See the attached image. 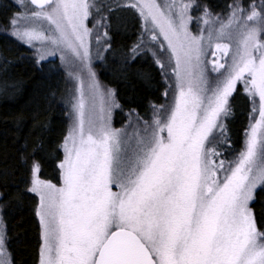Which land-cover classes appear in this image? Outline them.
I'll return each instance as SVG.
<instances>
[{
    "label": "snow or ice",
    "instance_id": "6c2138e0",
    "mask_svg": "<svg viewBox=\"0 0 264 264\" xmlns=\"http://www.w3.org/2000/svg\"><path fill=\"white\" fill-rule=\"evenodd\" d=\"M13 7L0 9V30L37 64L59 57L73 84L65 89L71 126L59 145L60 186L41 178L39 142L22 157L25 192L39 198V264H264V205L256 207L264 194V0H232L223 18L202 0ZM193 11L202 13L196 34ZM127 13L140 31L121 55L127 62L151 52L172 98L150 105L148 119L129 108L115 128L112 111L123 109L92 71V46L98 58L112 49ZM238 85L254 105L253 122L243 150L221 159ZM6 241L0 232V264H11Z\"/></svg>",
    "mask_w": 264,
    "mask_h": 264
},
{
    "label": "trees",
    "instance_id": "16d2710c",
    "mask_svg": "<svg viewBox=\"0 0 264 264\" xmlns=\"http://www.w3.org/2000/svg\"><path fill=\"white\" fill-rule=\"evenodd\" d=\"M200 2V0H197ZM214 14H226L232 0H202ZM260 3V0H243ZM0 9L15 11L12 0H0ZM5 12L0 11V24ZM140 31L136 17L124 14L122 26L113 36V48L98 64L99 78L114 90L122 106L116 112V125L126 118L129 108L142 117L151 116L150 105H160L166 90L165 79L150 52H142L134 61H125L121 52L136 40ZM112 35V33H111ZM70 88L57 61L36 63L31 49L0 30V199L7 247L13 264H39L41 245L38 198L26 193L27 166L22 157L36 146L35 158L42 164L41 178L59 181L58 164L63 158L59 147L69 128L65 89ZM253 104L241 86L232 101V115L226 121L228 146H221V159H232L243 149ZM264 205V194L257 209Z\"/></svg>",
    "mask_w": 264,
    "mask_h": 264
},
{
    "label": "rangeland",
    "instance_id": "374dc122",
    "mask_svg": "<svg viewBox=\"0 0 264 264\" xmlns=\"http://www.w3.org/2000/svg\"><path fill=\"white\" fill-rule=\"evenodd\" d=\"M12 2L14 3V0H12ZM157 2H159V3H163V4H167V3H169L170 2V0H157ZM257 4V6L259 7V3H256ZM15 8V11L17 10V8L16 7H14ZM192 15H193V17H194V19H193V23L192 24H190V30L194 33V34H196L197 33V26H196V21H195V16H197V15H202V13H197V12H195V11H193V13H192ZM223 16L224 15H221V18H223ZM89 27H91V25H89ZM200 27H206V26H204L203 24H201L200 25ZM109 35H111V32L109 33ZM204 35H205V43H207V31L205 30V32H204ZM26 46V45H25ZM103 40H101V48L103 49ZM209 51H211V49H209ZM31 52H32V55H33V57L35 58V56H34V53H33V51L31 50ZM106 52H107V50L105 51V50H101L100 51V55H99V58L97 57V54H96V45H95V43H93V46H92V62H91V67H92V71L93 72H95V74H96V79L99 81V84H100V86H101V88L102 89H111V88H109V87H107L105 84H103L102 82H101V80H100V78H99V72H98V64L100 63V62H102L103 60H104V58H105V56H106ZM148 52V51H147ZM150 54L152 55V53L150 52ZM49 60H51V61H57L58 62V64L61 66V64H60V60H59V57H56V58H49ZM209 60H211V57H209ZM42 62H47V61H42ZM62 67V66H61ZM212 75H215V73H212ZM85 82H86V84H87V79L85 78ZM167 83H171V81H168ZM238 86H241V85H238ZM237 86V87H238ZM73 87V84L72 83H70V88H72ZM112 90V89H111ZM171 98H172V93H171V90H169V95H168V97H165L164 96V100H163V102L160 104V105H165V104H167V103H169L170 101H171ZM115 99H116V94H115ZM116 102H117V99H116ZM118 103V102H117ZM253 107H254V105H253ZM117 110L118 109H114L113 111H112V126L113 127H115V128H121L122 126H124L126 123H127V116H126V118L124 119V120H121V123L120 124H118V125H116V122H117V120H116V112H117ZM251 117H252V114H251ZM256 118L258 119V115L256 116ZM253 121H252V118L250 119V124L252 123ZM250 124H249V127H248V130H247V132H246V137H245V142H244V146H243V148L245 147V143H246V138H247V134H248V132H249V129H250ZM71 126V121H70V119H69V127ZM243 150V149H242ZM43 179V178H42ZM53 184H56L58 187L60 186V180L58 181V182H52ZM115 190V189H114ZM36 195V194H35ZM37 196V195H36ZM0 197H1V195H0ZM37 198H38V196H37ZM39 199V198H38ZM3 215H2V209H1V205H0V232H2V233H5L6 234V229H5V224H4V220H3V217H2ZM41 243H42V241H41ZM6 251H7V253H8V258H9V260L11 261V264H13V261H12V256H11V254H10V252H9V250H8V247H7V241H6Z\"/></svg>",
    "mask_w": 264,
    "mask_h": 264
}]
</instances>
